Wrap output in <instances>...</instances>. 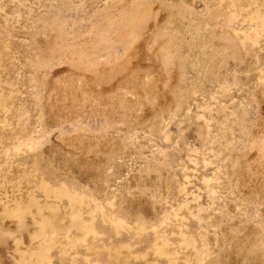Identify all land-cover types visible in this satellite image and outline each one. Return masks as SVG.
<instances>
[{
    "label": "rangeland",
    "instance_id": "374dc122",
    "mask_svg": "<svg viewBox=\"0 0 264 264\" xmlns=\"http://www.w3.org/2000/svg\"><path fill=\"white\" fill-rule=\"evenodd\" d=\"M0 227V264H264V0H0Z\"/></svg>",
    "mask_w": 264,
    "mask_h": 264
},
{
    "label": "bare ground",
    "instance_id": "6f19581e",
    "mask_svg": "<svg viewBox=\"0 0 264 264\" xmlns=\"http://www.w3.org/2000/svg\"><path fill=\"white\" fill-rule=\"evenodd\" d=\"M24 208H28V206L24 207V206L17 204L16 206L11 207V208L5 207L3 212L7 216L16 217L18 222H19V226H22L23 225V212H24L23 210H24ZM38 214H40V212ZM69 216H70V223H69L70 226L79 227L82 225V220L76 211L72 210L70 212ZM62 219H63V216L61 215V213L54 210V211H52L49 218L41 215L40 220L39 221L36 220L38 227L34 230L32 236L42 240L38 244V246H39V252L38 253L39 254H43L46 246L54 241V238L56 237L58 230L63 227ZM48 226L50 227V229H49V231H46V228ZM0 229H1V227H0ZM2 232H0V233H2Z\"/></svg>",
    "mask_w": 264,
    "mask_h": 264
}]
</instances>
